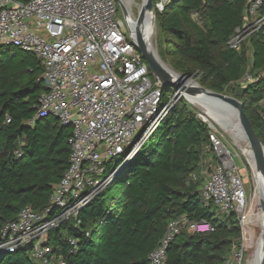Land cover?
<instances>
[{"label":"trees","instance_id":"obj_1","mask_svg":"<svg viewBox=\"0 0 264 264\" xmlns=\"http://www.w3.org/2000/svg\"><path fill=\"white\" fill-rule=\"evenodd\" d=\"M246 3L166 0L155 12L164 43L157 52L174 70L197 76L201 86L239 99L264 145L259 116L264 29L250 34L238 49L228 45ZM42 72L30 52L0 46V239L3 224L23 207L39 210L47 205L68 166L71 127L53 116L30 123L46 89ZM246 75L254 80L239 85ZM197 113L178 100L112 182L80 210L79 225L70 221L50 231L49 243L66 264H150L149 254L167 223L181 215L207 219L215 230L196 234L182 229L167 246L165 264H223L232 243L239 242L240 228L234 214H218L200 198L202 168L212 147L210 128ZM0 264L37 263L22 248L0 251Z\"/></svg>","mask_w":264,"mask_h":264},{"label":"built area","instance_id":"obj_2","mask_svg":"<svg viewBox=\"0 0 264 264\" xmlns=\"http://www.w3.org/2000/svg\"><path fill=\"white\" fill-rule=\"evenodd\" d=\"M165 1L156 5L158 10ZM262 4L263 0H247L241 25L228 40L230 48L238 49L264 25ZM117 6L116 0H0V46L33 54L42 65V80L48 82L30 123L53 116L71 127L68 166L47 205L39 210L25 206L5 222L0 251L27 248L37 264H66L49 243L50 231L70 221L79 225L80 210L112 182L180 98L179 90L170 88L167 94L151 76L134 39L128 30V36L124 33L126 23ZM194 107L210 128L216 157L204 161L211 164L200 198L218 214L235 215L240 238L232 243L223 264H243L260 237L249 220L253 216L250 197L216 128L201 108ZM259 116L264 129V102ZM182 229L205 234L215 226L186 215L169 220L149 254L150 264H165L167 246Z\"/></svg>","mask_w":264,"mask_h":264},{"label":"water","instance_id":"obj_3","mask_svg":"<svg viewBox=\"0 0 264 264\" xmlns=\"http://www.w3.org/2000/svg\"><path fill=\"white\" fill-rule=\"evenodd\" d=\"M119 9L122 13V18L126 23L127 30L130 36L134 39L136 48L141 54L143 60L148 65L151 76L160 83L162 88L179 90L183 92V97L187 100V96L197 97L202 95L205 99V104L209 108L221 110L222 112H228L232 114L242 131L245 141L248 144L255 170L258 172L260 179L264 183V145L256 135L248 116L245 113L243 103L231 95L216 92L201 86L192 75H186L170 68L165 62H163L157 52V47L151 40H146L144 36L143 23L147 13L151 15V35L154 34L156 29V14L155 7L152 0H142L141 5L138 9V14L134 24L130 25V13L129 6L122 0H116ZM176 73L181 80H176L172 77L169 69ZM187 81H192V85H187ZM45 86L47 80H43ZM190 102V101H189ZM191 103V102H190ZM195 106L193 103H191ZM204 112V111H203ZM205 113V112H204ZM207 120L211 126H214L211 118L205 113ZM260 208L263 209L262 213V224L260 227V238H261V252L262 257L260 264H264V193L262 198H259Z\"/></svg>","mask_w":264,"mask_h":264},{"label":"bare ground","instance_id":"obj_4","mask_svg":"<svg viewBox=\"0 0 264 264\" xmlns=\"http://www.w3.org/2000/svg\"><path fill=\"white\" fill-rule=\"evenodd\" d=\"M123 2H125L126 4H128L127 2H131L132 0H122ZM133 2V1H132ZM129 5V4H128ZM141 4H138V9L140 7ZM129 13L131 14L132 12L129 9ZM132 15H134L132 13ZM136 20V16L135 18H132L130 15V20H129V24L132 25L134 24ZM151 15L150 13H147V15L145 16L144 19V23H143V30H144V36L146 38V40H151L152 35H151V31H152V27H151ZM150 32L149 36L148 33ZM149 43V41H148ZM169 69V68H168ZM170 74L172 75V77L176 80H181L180 77L172 72L169 69ZM187 85H192L193 82L192 81H187L186 82ZM188 100L193 103L194 105L198 106L199 108H201L205 113L206 110L208 111L209 115H211L212 119L214 120L215 123H217L222 129L223 131L230 137V139L235 143V145L239 148V150L243 153V155L245 156L254 176L257 182V187H258V197L262 198L263 193H264V183L263 181L260 179L258 172L255 170L254 168V164H253V159L248 147L247 142L245 141V138L242 134V131L240 129V126L236 120V118L230 114V113H226V112H222L221 110H217V109H213V108H209L206 104H205V99L202 95H199L197 97H191V96H187ZM207 114V113H206ZM207 114V116H209ZM210 117V116H209ZM210 117V118H211ZM263 209L260 208L259 211V216H250V222L251 224H254L253 230H255V226H259L261 227L262 224V212ZM258 222V224H257ZM261 257H262V252H261V238H257L256 243L254 245V251L252 252V254L249 257L248 263L249 264H260L261 261Z\"/></svg>","mask_w":264,"mask_h":264},{"label":"rangeland","instance_id":"obj_5","mask_svg":"<svg viewBox=\"0 0 264 264\" xmlns=\"http://www.w3.org/2000/svg\"><path fill=\"white\" fill-rule=\"evenodd\" d=\"M132 1L130 3L129 2H127V3L129 4L128 6H129L130 11L134 14V15H132V13H131L130 14L131 17L135 18V16H137V14H138V4H141L142 0H132ZM152 1H153L154 7H155V12H156V10H158L156 5L160 2V0H152ZM163 5H164V2H163ZM118 15H119V17L122 18V13H121L120 9L118 10ZM261 28L264 29V25H262L260 27V29ZM124 33H125L126 36H128V32H127L126 28H125ZM149 34H150V32L148 33V36H149ZM151 41H153L154 43L156 41V46H158V45L161 46V47L164 46L163 36L161 34L158 35L157 28L155 29V32L152 35ZM158 56H159V54H158ZM159 58H160V56H159ZM165 63L170 68H172L167 62H165ZM262 75H264V73ZM193 77L197 81L198 77L192 75V78ZM253 80L254 79L251 76L246 75L244 77V79L239 83V85L244 86L245 84H247L248 82H251ZM232 86L235 87L234 84ZM168 92L170 93L171 91H167L166 93L168 94ZM182 93L183 92L178 94V95H180V98L178 100L184 99L186 101V103H188V106L190 104L193 108H195L189 101H187L183 97V95L181 96ZM223 93L227 94L225 92H223ZM227 95L233 96L230 93H228ZM233 97H235V96H233ZM206 113L209 115L207 110H206ZM209 116L211 117V115H209ZM211 121L213 122L214 127L216 128V131H217V135L221 138L225 148L228 149L230 151V153H231V156H232V159H233V163L236 166L235 169L237 170V172L239 173V175L241 177V181H242L244 190H245L246 194L250 197V201H251V204H252L253 216H257V215L259 216L260 205H259V197H258V191H257L258 190L257 182H256L255 176H254V174H253V172H252V170H251V168H250L245 156L239 150V148L235 145V143L230 139V137L223 131V129L217 123L214 122L212 117H211ZM212 156H213L212 152L210 151V154H207L205 160L206 159H210V157L212 158ZM210 164H211V161L208 162L206 165H204V167L202 168V173L204 175L206 173V169L209 167ZM203 174H201V176L203 177L202 178V182H201V186H202V184L204 182V175ZM257 224H258V222H257ZM255 230H256V234L260 233V227L258 225L255 226ZM253 251H254V247L248 250L247 254L245 255V260H244L243 264H249L248 260H249V257H250V255L252 254Z\"/></svg>","mask_w":264,"mask_h":264}]
</instances>
